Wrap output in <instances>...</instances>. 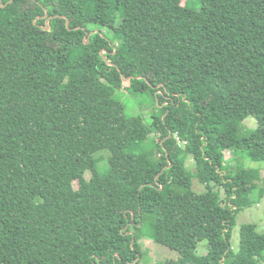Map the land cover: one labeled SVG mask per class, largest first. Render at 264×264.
<instances>
[{
	"label": "trees",
	"instance_id": "trees-1",
	"mask_svg": "<svg viewBox=\"0 0 264 264\" xmlns=\"http://www.w3.org/2000/svg\"><path fill=\"white\" fill-rule=\"evenodd\" d=\"M240 156L264 162V0H0V264H140L144 237L261 264L255 225L231 248L263 195Z\"/></svg>",
	"mask_w": 264,
	"mask_h": 264
},
{
	"label": "rangeland",
	"instance_id": "rangeland-1",
	"mask_svg": "<svg viewBox=\"0 0 264 264\" xmlns=\"http://www.w3.org/2000/svg\"><path fill=\"white\" fill-rule=\"evenodd\" d=\"M191 7L195 9L197 8L195 4L191 5ZM119 96L121 98V101L127 105L128 112L130 114L141 115L147 120H150L152 115L155 113L156 108L151 98L146 95L133 97L128 93H119ZM220 119H222V117ZM245 125L247 128H251V129L256 127V123L252 118L247 119L245 121ZM180 152H181V146L173 150L172 152L173 161L179 163L181 162L180 157L182 156L180 155ZM109 156H110V152L108 150H104L96 153L95 157L99 160L98 166L100 170L105 171L109 166L108 163ZM225 156L227 159L232 158L229 152H225ZM182 160L185 162L187 168L191 172L195 171V165L192 157L187 156L186 158H182ZM232 162L233 164H236L238 162L246 169L259 170L261 179L259 181V186L256 192V196L259 195L261 191H263V195L259 199L257 204H254L252 207L240 211L235 218V224L232 229L231 248L232 251L236 254L239 251L240 229L242 225L244 224L255 225L257 233H259L260 235H264V162L253 161L252 159L243 156L233 158ZM86 177L90 178V174L86 173ZM140 182L141 179L138 180V183ZM193 184L196 191L199 192L206 191L205 186L201 184L197 179L193 181ZM74 185L76 188H78V182H75ZM18 199L24 205H28L31 201L30 198L27 197L24 193H19ZM140 242L142 244L141 248L143 254L140 264H165L167 260H176L179 257L177 251L162 246L160 244H157L149 238L146 237L141 238ZM205 246H206V242L204 241L198 247V252L200 254H205V248H204ZM261 264H264V262H262Z\"/></svg>",
	"mask_w": 264,
	"mask_h": 264
},
{
	"label": "water",
	"instance_id": "water-1",
	"mask_svg": "<svg viewBox=\"0 0 264 264\" xmlns=\"http://www.w3.org/2000/svg\"><path fill=\"white\" fill-rule=\"evenodd\" d=\"M67 23H69V21Z\"/></svg>",
	"mask_w": 264,
	"mask_h": 264
}]
</instances>
